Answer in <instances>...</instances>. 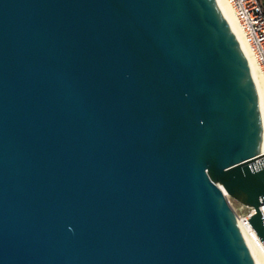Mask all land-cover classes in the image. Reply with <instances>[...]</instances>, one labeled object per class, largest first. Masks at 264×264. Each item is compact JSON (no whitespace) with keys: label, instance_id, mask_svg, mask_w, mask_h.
Returning <instances> with one entry per match:
<instances>
[{"label":"water","instance_id":"95a60500","mask_svg":"<svg viewBox=\"0 0 264 264\" xmlns=\"http://www.w3.org/2000/svg\"><path fill=\"white\" fill-rule=\"evenodd\" d=\"M262 146L216 0H0V264H255Z\"/></svg>","mask_w":264,"mask_h":264},{"label":"built area","instance_id":"2783aa9c","mask_svg":"<svg viewBox=\"0 0 264 264\" xmlns=\"http://www.w3.org/2000/svg\"><path fill=\"white\" fill-rule=\"evenodd\" d=\"M230 8L239 27L242 38L252 58L256 72L264 82V1L262 0H224ZM264 152V151H263ZM263 159L257 160L261 161ZM228 205L231 199L225 196ZM233 201V200H232ZM236 203V202H235ZM243 212L236 215L237 224L244 240H248L253 248L264 257V246L246 220L255 215L253 208L241 206ZM264 219L263 205L258 207Z\"/></svg>","mask_w":264,"mask_h":264},{"label":"bare ground","instance_id":"6f19581e","mask_svg":"<svg viewBox=\"0 0 264 264\" xmlns=\"http://www.w3.org/2000/svg\"><path fill=\"white\" fill-rule=\"evenodd\" d=\"M220 10L225 18V20L227 21L231 31L233 32L238 44L241 47V50L243 51L246 60L248 62L250 71H251V75L257 85V89H258V96H259V104H260V109H261V117H262V125H263V146L262 149L264 151V82L262 81L261 77L259 76V74L256 72V69L254 67L252 58L250 56V53L247 49V46L242 38L241 32L239 30V27L235 21V18L230 10V8L228 7V5L225 3L224 0H216ZM246 243V246L249 250V253L254 261L255 264H264V257L261 256V254L259 252H257L253 246L251 245V243L248 240H244Z\"/></svg>","mask_w":264,"mask_h":264},{"label":"rangeland","instance_id":"374dc122","mask_svg":"<svg viewBox=\"0 0 264 264\" xmlns=\"http://www.w3.org/2000/svg\"><path fill=\"white\" fill-rule=\"evenodd\" d=\"M229 206L232 209V211L234 212V214H236V215L241 214L243 212L240 205L235 203L232 200L230 201Z\"/></svg>","mask_w":264,"mask_h":264},{"label":"trees","instance_id":"16d2710c","mask_svg":"<svg viewBox=\"0 0 264 264\" xmlns=\"http://www.w3.org/2000/svg\"><path fill=\"white\" fill-rule=\"evenodd\" d=\"M262 1H264V0H262Z\"/></svg>","mask_w":264,"mask_h":264}]
</instances>
